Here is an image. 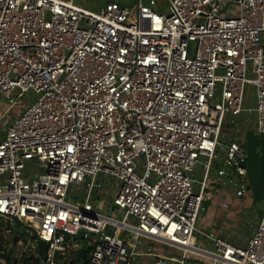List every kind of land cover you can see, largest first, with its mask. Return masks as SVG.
<instances>
[{
    "label": "built area",
    "instance_id": "1",
    "mask_svg": "<svg viewBox=\"0 0 264 264\" xmlns=\"http://www.w3.org/2000/svg\"><path fill=\"white\" fill-rule=\"evenodd\" d=\"M167 1L0 0V102L26 104L0 140L2 264H264V213L246 245L196 237L206 202L249 190L225 128L245 113L264 135V0Z\"/></svg>",
    "mask_w": 264,
    "mask_h": 264
},
{
    "label": "rangeland",
    "instance_id": "2",
    "mask_svg": "<svg viewBox=\"0 0 264 264\" xmlns=\"http://www.w3.org/2000/svg\"><path fill=\"white\" fill-rule=\"evenodd\" d=\"M74 1L76 3L77 2L81 3V5L79 6H81L88 12H92V13L100 11V9L103 6H105L107 2L109 1L111 2V0H74ZM156 1H157V6L152 7V9L155 12H159V10H162L163 14H168L169 2L167 0H156ZM114 2L120 5L132 6L135 3H137L138 0H114ZM143 4L148 5V0H143ZM23 100L26 101V98H24ZM253 106L254 104L250 102V104H247L246 108H250ZM25 107L26 104L20 107H13L5 102L0 103V140L3 134L5 133V131L7 130V128L10 126L11 122H13L21 114L22 111H24ZM249 117H253V116H249L244 113L241 116L231 117L229 119V123L226 124V128H225V133L228 135V139L231 140V135H230L231 130L229 132V128H228L231 127L232 130L241 129L242 134L245 135L246 137V141L248 140L249 132L253 131L250 127L251 121L247 119ZM253 135L255 136V138L258 137L256 133H253ZM254 141H255L254 139H251L248 148L246 147L245 150L247 156L251 155V159H254L255 155L259 153V149L257 148V142ZM218 157H220V154H218ZM222 161H223L222 159H220L219 161L218 160L214 161L213 170H212L213 177H217V171L220 169ZM260 166H262V164L260 163L258 169L256 168V166H254V172L258 174L259 178L263 179V172L260 169L261 168ZM201 170H202L201 167L197 168V176L198 174H200ZM248 170H250L249 167ZM261 183L264 190V180L261 181L260 179L259 185L257 187H259ZM248 185L249 187L252 188V185L249 184V181H248ZM111 186H112V181L110 179H107L105 186L106 189L105 192L107 194L101 193L100 199H98L95 202L96 208L105 214L108 213L104 211L102 202L106 201L108 204H110L115 194L118 193V190L112 189ZM259 190L263 193V190L261 188ZM74 191H76V189H74ZM232 196L228 197L226 202L227 205L226 208H223L222 205L224 203L221 202L222 200L220 197H215L213 201L205 203V211L202 212L199 218V223H198L199 233H196L198 247L215 252V249L211 245H208L207 242L205 241L203 235L204 233L205 234L214 233L217 236H224V238H227L228 240L234 242V244L237 245L242 244L244 241L248 240L251 226L249 225V223H246V221L242 219V215L245 217L249 216L248 214V211L250 210L248 208L250 205L249 199H247L246 202H239L231 199ZM238 200L241 199L238 198ZM235 226H238L239 228H235ZM145 244H147L148 246H152V243L149 244L146 241ZM140 249L146 252L148 247L146 248L140 247ZM151 252L153 254H157L161 256H167V255L168 256L172 255L176 257L181 256L180 252L174 250L173 248L158 243L154 244V247L151 250ZM141 261L142 264H152V261L149 258V256L147 258H141Z\"/></svg>",
    "mask_w": 264,
    "mask_h": 264
},
{
    "label": "crops",
    "instance_id": "3",
    "mask_svg": "<svg viewBox=\"0 0 264 264\" xmlns=\"http://www.w3.org/2000/svg\"><path fill=\"white\" fill-rule=\"evenodd\" d=\"M111 1H114V0H111ZM220 4L223 5V9H224V12L225 13H228L229 15L232 13L235 14V12L232 11L231 9V5H232V2L234 0H217ZM110 2V1H109ZM107 2V3H109ZM76 3V2H75ZM106 3V4H107ZM78 6L81 5V3L77 2L76 3ZM81 7V6H79ZM105 6H103L102 8H104ZM82 8V7H81ZM101 8V9H102ZM84 9V8H83ZM159 12H163L162 10H159ZM1 103V102H0ZM249 121H251V129L253 131H250L249 134H248V140L246 141V137L245 135L242 134V130L239 129V130H229L230 132V135H231V140L234 139V138H239L240 140L243 139L244 142L246 143V147L248 148L249 144H250V140L251 139H254L255 141L254 142H257V148L259 149V157H258V154L255 155V158L254 159H251V155L247 156V170H248V167L250 170H248V181H249V184L252 185V188L249 187V190H248V193L245 195L244 198H242L241 200H238V198L236 199V196L233 194L232 190H229V191H224L223 192V195L222 196H217V197H220L221 198V202H223V199L225 198L226 201L228 199L229 196H232L231 199L233 200H236V201H239V202H246L247 199H249V202H250V205H249V211H248V214L249 216L248 217H245L242 215V219L246 221V223H249V225L251 226V230L249 231V237H248V240L249 238L253 235L263 213H264V190H263V186H262V183L260 184L259 187H257L259 185V180L261 179V181L264 180V135H259L256 131V118L255 117H249L247 118ZM12 123V122H11ZM250 129V128H249ZM253 133H256L257 134V138H255V136L253 135ZM262 157V158H260ZM259 163L262 164V166H260L262 172H263V179L262 178H259L258 177V174L254 172V166H256V168L258 169L259 167ZM262 189L263 190V193L259 190V189ZM224 208V207H223ZM237 223V222H235ZM235 228H239L238 226H235ZM214 234V233H213ZM216 235V234H215ZM217 236V235H216ZM218 237H221L231 243L234 244V242L228 240L227 238H224V236H218ZM248 240L244 241L242 244H239V245H246ZM148 242L149 244H151L152 242H149V241H146ZM237 245V244H236ZM154 247V243H152V246H148V248L150 250H152ZM152 253V252H151ZM153 254V253H152ZM156 257L157 256H161V255H157V254H154ZM168 256V255H167ZM169 256H172V255H169ZM165 257V256H163ZM176 257V256H174ZM143 258V257H142ZM147 258V257H145ZM150 258V257H149ZM141 261V259H140ZM141 264H142V261H141Z\"/></svg>",
    "mask_w": 264,
    "mask_h": 264
},
{
    "label": "water",
    "instance_id": "4",
    "mask_svg": "<svg viewBox=\"0 0 264 264\" xmlns=\"http://www.w3.org/2000/svg\"><path fill=\"white\" fill-rule=\"evenodd\" d=\"M19 242V236L17 235L15 238H14V243H18ZM46 249H47V245L46 243L44 242H41L40 243V246H39V250H40V253L42 254V257L44 258L45 255H46ZM88 253V244H85L83 249L74 256V261L77 263L79 261V259H84L85 258V255ZM0 264H2L0 262ZM134 264H140L138 262H135Z\"/></svg>",
    "mask_w": 264,
    "mask_h": 264
},
{
    "label": "trees",
    "instance_id": "5",
    "mask_svg": "<svg viewBox=\"0 0 264 264\" xmlns=\"http://www.w3.org/2000/svg\"><path fill=\"white\" fill-rule=\"evenodd\" d=\"M87 258H88V255L85 256V260H87ZM3 260L9 262L7 256L3 257ZM35 264H39V263L37 262V263H35Z\"/></svg>",
    "mask_w": 264,
    "mask_h": 264
},
{
    "label": "flooded vegetation",
    "instance_id": "6",
    "mask_svg": "<svg viewBox=\"0 0 264 264\" xmlns=\"http://www.w3.org/2000/svg\"><path fill=\"white\" fill-rule=\"evenodd\" d=\"M81 264H85L84 261H81Z\"/></svg>",
    "mask_w": 264,
    "mask_h": 264
}]
</instances>
